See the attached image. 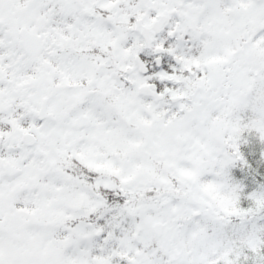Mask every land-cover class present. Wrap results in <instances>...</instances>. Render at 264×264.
<instances>
[{
	"label": "snow or ice",
	"instance_id": "obj_1",
	"mask_svg": "<svg viewBox=\"0 0 264 264\" xmlns=\"http://www.w3.org/2000/svg\"><path fill=\"white\" fill-rule=\"evenodd\" d=\"M246 137L264 0H0V264H264Z\"/></svg>",
	"mask_w": 264,
	"mask_h": 264
},
{
	"label": "trees",
	"instance_id": "obj_2",
	"mask_svg": "<svg viewBox=\"0 0 264 264\" xmlns=\"http://www.w3.org/2000/svg\"><path fill=\"white\" fill-rule=\"evenodd\" d=\"M246 139L248 143L241 145V151L251 168L243 171L240 169L234 170L235 177L243 180L245 192L251 190L257 184H264V160L260 158V153L264 151V145L259 144L252 137H246Z\"/></svg>",
	"mask_w": 264,
	"mask_h": 264
}]
</instances>
